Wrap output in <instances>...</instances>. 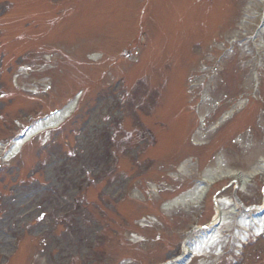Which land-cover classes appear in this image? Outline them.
<instances>
[{
  "label": "rangeland",
  "instance_id": "obj_1",
  "mask_svg": "<svg viewBox=\"0 0 264 264\" xmlns=\"http://www.w3.org/2000/svg\"><path fill=\"white\" fill-rule=\"evenodd\" d=\"M250 2L0 0V143L82 93L62 127L0 161V264H164L215 202L264 207V174L244 190L226 178L197 208L164 207L220 161L250 172L264 158V37L261 55L227 47ZM95 52L102 63L88 64ZM229 241L191 264H264V236Z\"/></svg>",
  "mask_w": 264,
  "mask_h": 264
},
{
  "label": "bare ground",
  "instance_id": "obj_2",
  "mask_svg": "<svg viewBox=\"0 0 264 264\" xmlns=\"http://www.w3.org/2000/svg\"><path fill=\"white\" fill-rule=\"evenodd\" d=\"M260 34H264V32H260ZM212 80V79H211ZM77 107L76 100L71 102L69 106L64 108L57 113H54L46 122L39 124L37 128L30 131L26 138L22 141H16L14 144V149L10 152V158L16 156L20 153L26 144L32 140L33 136L38 134V132L42 130H54L62 126L66 120L74 113ZM45 130V131H46ZM222 161L218 162L216 168H212L206 171L204 175L205 182L203 184L198 185L191 193H188L181 198L175 200L174 202L170 203L167 206L168 210L178 209V208H186L188 205H195L200 203L201 197L204 194L205 189L207 188L208 183H213L214 180L218 181L217 178L220 177V174L224 175V172L227 176H236L238 175L242 185L239 186L244 190L251 181V178L254 174L260 173L264 168V164L259 166V169H253L250 172H241L237 173L234 170L224 169L225 166L223 165ZM226 170V171H224ZM217 208L219 211V220L217 225L213 227L211 230H208L207 233L199 236L193 243H188L183 246L184 255L188 256L187 260H183L185 257L181 258V262L179 264H190L194 261L195 258H207L209 255L213 257H218L219 252L222 251L221 246L227 242L228 239H233L237 243L247 244V240L251 237V230L255 229V232L259 235L264 230V212L255 213L252 216L250 211L242 217L240 221H235L236 212L235 208L232 206L233 202L231 200H221L217 202ZM260 209V208H258ZM248 211V210H247ZM254 214V213H253ZM253 219H250L252 218ZM237 222V223H236ZM228 230L232 232H237V235H230L225 234L228 233ZM224 234V235H223ZM192 236L189 237V241ZM216 250V252H215ZM214 251V254L212 253ZM210 257V256H209ZM176 261L173 264H178Z\"/></svg>",
  "mask_w": 264,
  "mask_h": 264
}]
</instances>
